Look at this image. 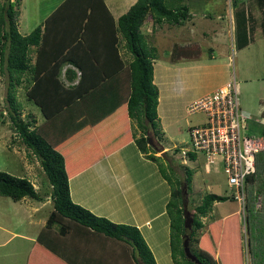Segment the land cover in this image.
Returning a JSON list of instances; mask_svg holds the SVG:
<instances>
[{
	"label": "trees",
	"instance_id": "obj_1",
	"mask_svg": "<svg viewBox=\"0 0 264 264\" xmlns=\"http://www.w3.org/2000/svg\"><path fill=\"white\" fill-rule=\"evenodd\" d=\"M20 1L0 5V72L8 80L6 113L51 186L53 209L36 246L60 264H122L116 257L118 249L120 257L130 255L135 264H157L137 226L94 214L72 199L69 187L77 172L134 141L146 158L157 163L171 188L166 211L174 264H243L242 241L226 229L228 218L212 222L199 239L195 236L204 227L201 217L228 195L207 193L188 214L180 178L160 161L166 158L155 155L157 139H164L157 121L159 88L154 82L158 52L148 44L142 28L149 16L154 28L188 20L187 0H136L117 19L105 0H64L26 35L19 31ZM243 12L236 16L239 22ZM23 84L27 99L39 108L41 123L29 114L21 116L16 89ZM251 122V130L264 135V124ZM134 124L140 129L138 136ZM189 159L194 161L196 154L189 153ZM78 161L83 164L75 168ZM169 168L175 172L172 165ZM185 168L189 189L193 170ZM256 168L247 179L246 208L254 207L264 219V150L256 155ZM0 195L15 201L44 199L29 178L4 171H0ZM189 218L191 227L186 224ZM187 233L191 241L198 240L197 250L187 251ZM259 236L264 241V234Z\"/></svg>",
	"mask_w": 264,
	"mask_h": 264
},
{
	"label": "rangeland",
	"instance_id": "obj_2",
	"mask_svg": "<svg viewBox=\"0 0 264 264\" xmlns=\"http://www.w3.org/2000/svg\"><path fill=\"white\" fill-rule=\"evenodd\" d=\"M5 1L0 0V5ZM59 1L21 0L20 3L18 2L16 7L21 11L19 18L20 33L23 35L29 34L35 26L41 24L47 11L56 6V2ZM236 1L239 5L242 0H187L186 4L190 7L193 19L186 20V35L189 34L187 28H191L192 23L206 25V27L207 25L223 24L229 30L231 24L235 22L233 19V8H235L234 3ZM115 2L120 3V12L123 14L128 9V6H130L132 0H115ZM244 7L246 9L242 15L244 19L241 18L242 21L240 20V22L236 19L238 36L241 42L243 40L242 44L240 42L237 45L235 39L233 41V38H229L230 45L220 48L222 44L220 38L213 40L209 37H204L202 30L197 29L191 37H194L195 40L200 38L203 42L194 43L195 41H192L189 43L191 46L186 45V52L197 54L191 57H199L203 63L207 64L213 62L221 63L222 60H226L229 65L227 73L231 74V79L235 75L238 83L241 106L253 114H249L250 118L246 121V125L252 128L253 123L251 121H260V125L264 123L263 114L260 116V120L257 119L261 111L264 110V0H248L244 4ZM115 13L119 14V11ZM201 14L205 15V18H200ZM152 23V18L149 16L142 28V31L147 34L145 37L150 46L159 44L162 34L172 33V30L167 28V26L153 31ZM195 35L198 37H195ZM160 42L162 43V39ZM210 47L213 48L212 53L209 51ZM155 48L157 49L156 46ZM199 49H201V54H198ZM121 50L124 58L128 56L126 53L124 54L126 49L123 45H121ZM164 50L162 45H159L157 52H159L160 58H162L163 53H166ZM227 55L230 57L227 58ZM205 70L203 69L202 73L188 74L185 78L187 88L183 92L170 91L167 95V92L161 91L160 93L159 90L157 106V121L161 126L159 129H163V121L170 126L165 127V130L163 129L167 137L160 140L157 139L159 143L157 151L161 147L160 143L164 147H168L169 150H166V155L161 150L156 152L155 155L158 157L162 155L161 157L166 158V160L161 158L160 161L164 162L165 166L168 167V172L174 173V175L180 178L182 186L185 188L187 198L186 212L188 211V214H190V209L202 202V198L207 193L228 195L229 197L224 202L214 203L212 210L206 216L201 217L204 221V227L196 231V238L199 239L204 232L208 231V225L212 222L223 219V216H227L226 229L231 230L234 235L241 238L243 264H261L264 262V241L260 242L259 235L264 234L263 215H259L254 207L249 206L246 208L248 221H244L243 216L239 214V205L230 197L226 173L221 169H212L210 172H207L202 161H190L187 157H182V151L190 147L189 127L203 120L201 113L190 115L187 111L188 105L203 95L214 91L211 89L224 78L220 74L215 75L212 71ZM156 73L155 71V78H157ZM125 84L127 83L125 82ZM7 86V74L0 72V171L31 179L35 184V188L44 199L43 201H38L27 198L29 199L27 203H23L22 205L20 201L0 195V264H27L33 243L38 239L37 234L40 233L41 227L43 228L46 224L47 218L53 209V203L50 197L51 186L41 167L40 161L26 148L18 137L12 126L10 117L6 113L8 107ZM25 86L23 84L16 89V99L22 106L21 116L24 117L29 114L36 117L38 123H41L43 119L39 108L27 99ZM122 88L124 89V87ZM134 126L138 136L140 129L137 128L136 124ZM171 165L175 172L170 170L169 167ZM186 166L193 170L189 189H187L186 182ZM27 206L33 207V215L25 208ZM260 219L261 221H259ZM247 224L249 229L247 228ZM13 233H17L18 235L13 236ZM188 233L185 237L187 251L190 252L191 249L197 250L199 247L198 240L191 241ZM26 236L34 237L35 239L32 242L29 239L23 238ZM9 237L11 239L4 244ZM249 238L251 241L250 247L248 246ZM148 246L153 254L154 250L156 251L157 256L163 253L160 252L163 251L161 248L152 250L153 248L150 245ZM167 250L169 249H167V245L165 244L164 252ZM118 251L122 255V251L120 249ZM120 254L116 255V257L118 260L121 258L119 261L122 264H135L130 255L126 258L120 257ZM165 261L168 262L167 259ZM172 263L174 264V262ZM47 264L51 263L47 262Z\"/></svg>",
	"mask_w": 264,
	"mask_h": 264
},
{
	"label": "crops",
	"instance_id": "obj_3",
	"mask_svg": "<svg viewBox=\"0 0 264 264\" xmlns=\"http://www.w3.org/2000/svg\"><path fill=\"white\" fill-rule=\"evenodd\" d=\"M63 1L64 0H60L56 2V6L47 11L43 21ZM105 1L116 19L122 15L119 2H115V0ZM135 1L136 0H132L130 6ZM246 2H248V0H242L239 5L233 8V19L235 22L231 24L229 30H227L223 24L207 25L206 27V25L203 26L192 23V27L187 28L189 34L186 35V20L174 25L163 23L156 28L153 27L152 23L153 31L166 26L172 30V33L162 34L160 40L158 39L159 44L152 45L156 46L157 49H159V45H162L165 49L164 51H166L165 54L163 53L162 58H160L158 52V57L154 60V82L158 88H160V93L163 91L167 92L168 95L170 91L183 92L187 88L185 85L186 76L190 73H202L203 69H206L205 71H212L215 75L220 74L224 76V78H222L211 90L218 89L231 80V74L227 73L229 65L226 60H222L221 63H203L201 61L202 59L199 57H191L197 54L186 52V45L191 46L189 43L192 41H195L194 43L203 42L200 38L195 40L194 37H191L195 34L197 29L202 30V35L204 37H209L213 40L220 38L222 42L220 48L230 45L229 38H233V41L235 39L238 45L241 39L239 40L238 33L236 32V16L238 18L240 12L246 11L244 7ZM130 6H128V9ZM116 11H119V14H116ZM200 18H205V15L201 14ZM191 19H193L192 13L188 20ZM43 21L41 23H43ZM195 37L198 36L195 35ZM161 39L162 43L160 42ZM204 41L206 40L204 39ZM209 51L212 53L213 48L210 47ZM120 52L123 53L121 46ZM198 54H201V49L198 50ZM229 57L230 56L227 55V58ZM155 71L157 72V78H155ZM245 111L253 115L251 112ZM263 112L264 110L258 115V120H260V116ZM167 126L170 125H167L166 122L163 121L162 128L165 130ZM165 134L166 133H164V138L167 137ZM60 145L64 146V144ZM63 146H60V148H63ZM162 148L169 149L168 147H164V145H162ZM73 154L74 153L71 155L73 156ZM80 164H83V162L78 161L75 168L80 166ZM69 187L72 199L76 203L91 210L94 214L106 217L116 223L137 226L142 232L147 244L153 248L152 250H158L160 248L163 250L160 251L163 253L159 256L156 255V251L154 250L157 264H173L170 249V218L166 211V205L171 195V188L167 180L161 175L157 163L146 158L134 141L129 142L126 146L109 156L98 160L85 170L77 172V174L69 180ZM27 200L29 199L24 198L20 203L23 205V203H27ZM25 208L30 214H34L32 206H27ZM223 217V220L228 218L227 216ZM15 235L18 234L13 233V236ZM23 238L29 239L32 242L35 239L29 236ZM10 239L9 237L4 244ZM36 243L37 240L33 243L29 254V258L32 257V260L29 262L28 258L27 264H47V262L51 264H60L46 251L36 246ZM165 244L167 245V249H169L166 252H164ZM165 259H167L168 262H166Z\"/></svg>",
	"mask_w": 264,
	"mask_h": 264
},
{
	"label": "built area",
	"instance_id": "obj_4",
	"mask_svg": "<svg viewBox=\"0 0 264 264\" xmlns=\"http://www.w3.org/2000/svg\"><path fill=\"white\" fill-rule=\"evenodd\" d=\"M187 111L201 113L203 120L189 127L190 147L183 155L196 154L195 161H202L207 172L226 173L230 196L246 221L247 179L257 170L256 155L264 150V135L246 125L250 115L241 106L236 77L191 102ZM260 205L259 196L256 206Z\"/></svg>",
	"mask_w": 264,
	"mask_h": 264
},
{
	"label": "clouds",
	"instance_id": "obj_5",
	"mask_svg": "<svg viewBox=\"0 0 264 264\" xmlns=\"http://www.w3.org/2000/svg\"><path fill=\"white\" fill-rule=\"evenodd\" d=\"M160 146H161V147L159 148V150H161L163 153H167V152H166L167 149H163L161 143H160ZM159 150H158V151H159ZM168 150H169V149H168ZM189 153H192V152H189ZM189 153H188V155H183V151H182V155H183L182 157H187V158L189 159ZM189 160H190V159H189ZM190 161H192V160H190ZM194 161H195V160H194ZM51 201H52V200H51ZM52 203H53V201H52Z\"/></svg>",
	"mask_w": 264,
	"mask_h": 264
},
{
	"label": "water",
	"instance_id": "obj_6",
	"mask_svg": "<svg viewBox=\"0 0 264 264\" xmlns=\"http://www.w3.org/2000/svg\"><path fill=\"white\" fill-rule=\"evenodd\" d=\"M186 224H187L188 227H189V225L191 227V218L186 221Z\"/></svg>",
	"mask_w": 264,
	"mask_h": 264
}]
</instances>
